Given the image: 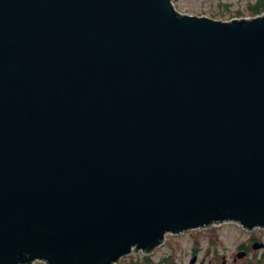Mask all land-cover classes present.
<instances>
[{
	"label": "water",
	"instance_id": "obj_1",
	"mask_svg": "<svg viewBox=\"0 0 264 264\" xmlns=\"http://www.w3.org/2000/svg\"><path fill=\"white\" fill-rule=\"evenodd\" d=\"M227 221L264 227V15L0 0V264H114Z\"/></svg>",
	"mask_w": 264,
	"mask_h": 264
},
{
	"label": "rangeland",
	"instance_id": "obj_2",
	"mask_svg": "<svg viewBox=\"0 0 264 264\" xmlns=\"http://www.w3.org/2000/svg\"><path fill=\"white\" fill-rule=\"evenodd\" d=\"M258 0H174L176 9L181 13L204 14L218 19H229L237 12L239 14L250 16V5L256 4ZM254 235L260 236L264 241V231H253ZM250 236L249 232L242 230L234 223L214 225L207 229H193L178 235H167L165 243L151 252V260L145 264H162L161 259L168 255H173L172 264H189L191 251L196 242L199 245V256L201 258L208 255L212 256L214 247L219 252V256L225 255L226 264L232 261V256L236 253L238 244L246 242ZM217 237V239H215ZM211 238L215 239L214 246L210 253H206ZM264 252L258 250V256ZM207 254V255H206ZM249 254V256H251ZM142 253L139 251L135 256L130 255L123 258L121 264H129L131 260H141ZM242 259L235 261V264H242Z\"/></svg>",
	"mask_w": 264,
	"mask_h": 264
},
{
	"label": "trees",
	"instance_id": "obj_3",
	"mask_svg": "<svg viewBox=\"0 0 264 264\" xmlns=\"http://www.w3.org/2000/svg\"><path fill=\"white\" fill-rule=\"evenodd\" d=\"M213 243V239L211 241V244ZM244 264H264V256L260 258H253V259H247Z\"/></svg>",
	"mask_w": 264,
	"mask_h": 264
},
{
	"label": "flooded vegetation",
	"instance_id": "obj_4",
	"mask_svg": "<svg viewBox=\"0 0 264 264\" xmlns=\"http://www.w3.org/2000/svg\"><path fill=\"white\" fill-rule=\"evenodd\" d=\"M251 239H253V238H251ZM212 262H213V260H209V261H208L209 264H212ZM129 264H130V263H129Z\"/></svg>",
	"mask_w": 264,
	"mask_h": 264
}]
</instances>
